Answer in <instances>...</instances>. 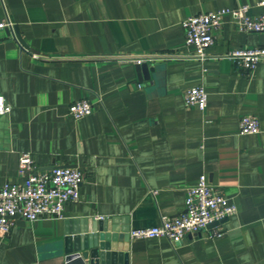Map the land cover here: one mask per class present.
Instances as JSON below:
<instances>
[{
  "label": "crops",
  "instance_id": "obj_1",
  "mask_svg": "<svg viewBox=\"0 0 264 264\" xmlns=\"http://www.w3.org/2000/svg\"><path fill=\"white\" fill-rule=\"evenodd\" d=\"M264 0H4L14 32L0 30V187L21 183L19 157L36 170L77 167L85 174L77 202L62 218L15 219L0 230V264L68 263L67 225L116 219L119 230L158 225L184 212L201 174L237 206L236 215L188 235L123 241L129 264H264V61L254 71L224 56L264 48V32H243L227 18L208 58L194 57L182 22L192 15ZM19 33L24 45L18 40ZM150 56L149 78L132 58ZM203 86L208 107L185 103ZM87 99L93 112L73 118L69 106ZM255 114L257 134H240ZM215 230L221 236H211ZM82 264H90L88 259Z\"/></svg>",
  "mask_w": 264,
  "mask_h": 264
},
{
  "label": "built area",
  "instance_id": "obj_2",
  "mask_svg": "<svg viewBox=\"0 0 264 264\" xmlns=\"http://www.w3.org/2000/svg\"><path fill=\"white\" fill-rule=\"evenodd\" d=\"M4 4V0H0ZM264 5V1L260 2ZM230 18L243 32H264V13L258 16L250 14V5L225 7L216 11L200 13L186 18L182 22L186 44L194 46V57L200 60L208 58V50L216 41V33ZM10 29L14 32V23L7 16L0 20V30ZM239 68L254 71L264 61V48L235 49L225 56ZM150 56L132 58L136 64L151 62ZM188 106H197L201 110L208 107V92L203 86L188 88L184 94ZM11 105L0 94V115L11 111ZM93 112L92 103L78 100L69 106V113L80 119ZM240 134H257L261 131V122L255 114H245L240 119ZM21 183L5 182L0 187V230L10 233L17 217L31 222L41 216L62 218L67 202H77L80 188L85 180L84 172L77 167L54 166L49 170H36L34 160L29 152L21 153L18 166ZM185 210L176 216H162L158 225L132 230V238L147 239L166 237L174 245L185 237L199 234L213 222L230 218L237 213V206L231 202L217 187L213 186L206 174H201L198 182L188 189ZM215 230L211 236H221Z\"/></svg>",
  "mask_w": 264,
  "mask_h": 264
},
{
  "label": "water",
  "instance_id": "obj_3",
  "mask_svg": "<svg viewBox=\"0 0 264 264\" xmlns=\"http://www.w3.org/2000/svg\"><path fill=\"white\" fill-rule=\"evenodd\" d=\"M16 36L24 45L17 31ZM137 69L145 78H149V73L154 70L148 63L137 64ZM113 222L117 220L103 219L96 223L89 218L71 220L64 241L67 262L82 264L88 259L90 264H129V253L123 243L131 238L129 228L125 227L118 233Z\"/></svg>",
  "mask_w": 264,
  "mask_h": 264
}]
</instances>
